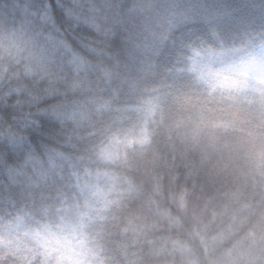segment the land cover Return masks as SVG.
<instances>
[{"label": "clouds", "instance_id": "obj_1", "mask_svg": "<svg viewBox=\"0 0 264 264\" xmlns=\"http://www.w3.org/2000/svg\"><path fill=\"white\" fill-rule=\"evenodd\" d=\"M0 264H264V0H0Z\"/></svg>", "mask_w": 264, "mask_h": 264}]
</instances>
